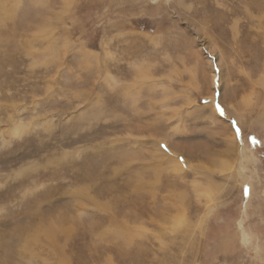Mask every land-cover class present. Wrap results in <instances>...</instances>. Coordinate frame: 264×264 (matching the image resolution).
I'll use <instances>...</instances> for the list:
<instances>
[{"label":"rangeland","instance_id":"1","mask_svg":"<svg viewBox=\"0 0 264 264\" xmlns=\"http://www.w3.org/2000/svg\"><path fill=\"white\" fill-rule=\"evenodd\" d=\"M0 264H264V0H0Z\"/></svg>","mask_w":264,"mask_h":264}]
</instances>
